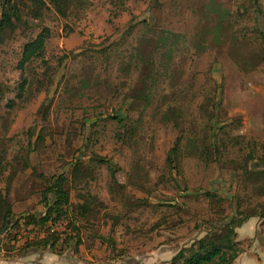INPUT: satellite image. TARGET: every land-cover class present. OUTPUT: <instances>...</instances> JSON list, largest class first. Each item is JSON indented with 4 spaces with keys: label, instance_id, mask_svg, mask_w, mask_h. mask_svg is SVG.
Listing matches in <instances>:
<instances>
[{
    "label": "rangeland",
    "instance_id": "1",
    "mask_svg": "<svg viewBox=\"0 0 264 264\" xmlns=\"http://www.w3.org/2000/svg\"><path fill=\"white\" fill-rule=\"evenodd\" d=\"M210 1L230 12L231 22L203 38ZM258 2V24L249 0H72L65 17L52 6L41 20L25 16L28 25L0 44V198L14 212L3 234L0 226V262L51 253L34 247L23 254L42 233L13 223L45 214V178L59 175L69 177L71 209L89 195L97 199L90 217L71 214L52 228L76 235L73 221L81 242L64 245L63 255L92 264H171L238 209L264 211V195L229 162H241L249 142L264 154V0ZM43 28L51 31L45 60L25 70L30 86L20 100L23 46ZM167 32L180 37L166 71L165 57L157 56L151 103L125 101L141 87L138 52ZM10 100L13 108L6 107ZM114 117L128 119L132 140H121L127 127ZM222 127L233 141L226 163L207 164L191 145ZM179 137V158L170 166ZM96 155L109 163L74 186L75 164L92 166Z\"/></svg>",
    "mask_w": 264,
    "mask_h": 264
},
{
    "label": "trees",
    "instance_id": "2",
    "mask_svg": "<svg viewBox=\"0 0 264 264\" xmlns=\"http://www.w3.org/2000/svg\"><path fill=\"white\" fill-rule=\"evenodd\" d=\"M70 2H72V0H0V44H3L6 39L13 37L21 26L28 25L25 20L26 15L32 16L36 20H41L43 10L52 6L59 15L65 17ZM249 3L255 8L253 14L255 15L256 24H258L257 20L262 13L259 2L258 0H249ZM216 4V2L210 1L204 6L205 10L210 15L208 19L211 20L207 22L209 25L205 23L203 30L199 33L203 38H207L210 34L218 35L225 25L231 22L229 19L231 13H219ZM145 24L150 27V24L146 22ZM132 28L131 26L128 29L127 34H129ZM258 30L257 32L260 31ZM50 37V29L43 28L36 38L29 40L23 46L21 59L18 63V68L22 72V81L19 85V94L17 95L20 100L30 86L28 78L24 76L25 70H27L34 61L41 60L44 62L46 45ZM179 37L180 35L167 32L166 35L160 36L157 40L148 41V44L144 46L147 47L145 52H138L137 62H141L142 68L144 69L139 81L141 87L132 88L130 93L125 96V101H142L146 105L151 103L156 92L154 87L155 80L158 76L155 68L157 56L165 57V60L162 59V61L165 64L163 65L165 68L164 71H166L168 64L171 63L174 53L177 50L176 44L178 43ZM102 51L107 52V49H103ZM3 94L4 89L0 82V100ZM13 106V100L8 101L6 104L7 108H13ZM170 114L173 115V113ZM114 118L117 119L121 126L127 127L121 140L124 143H126L127 140H132L135 130L128 125V119H121L119 117ZM182 140V137H179L174 147L169 152L167 160L170 166H175L177 163ZM195 143L196 142L192 143L191 148L194 150L193 153L196 156L202 158L207 164H222L226 163L224 160L233 141L229 136L227 128L222 127L213 131L210 135H205L201 140H198L197 144ZM237 144L240 143L237 142ZM248 147L250 151L241 159V162L234 160H229V162L240 171L241 178L246 186L251 184L253 191H255L257 195H264V154L256 153L258 145L254 142H249ZM256 160L260 167H262L259 171L250 167V164L256 166V164H254ZM106 163H109V161L98 155L95 156V164L92 166L85 167L83 163L77 162L70 176L72 184H74V186L81 185L87 178L92 176L94 167H99ZM234 174H237L236 170H234ZM45 180H47V184L42 191V203L46 210L45 214L42 216L28 214L25 217L23 216L17 219L13 223L14 228H17L18 225L24 226L25 228L33 227L34 231L42 233L36 240L30 238L27 245H24L23 254L28 252L30 248L36 247L38 249L50 251L56 255H63L66 250H68L64 245L68 246L74 238H78V244L81 242L79 228L73 221H70L68 225L78 234L71 235L64 232L63 237L58 232H52V228L68 220L71 214H78L84 218L90 217L93 213L94 206L97 204V199L89 195L88 198L85 199L86 203L80 205V207L71 209L72 197L71 190L68 186L69 177L66 175H59L51 179L45 178ZM261 182H263L262 185H260ZM88 194L89 193H87V195ZM206 195L209 196L208 193ZM242 203H244L243 198H238V208H240ZM261 205L262 203L258 208H260ZM259 213L260 214H258L257 209H238L236 216L228 217L225 222H222L220 226H216L214 230L206 233L204 237L197 240L191 247L183 248L178 252L171 260V264H234L242 253V243L237 240L236 230L251 218H264V211ZM13 216L14 212L10 202H8L7 198H0L1 231L4 230L9 220H13Z\"/></svg>",
    "mask_w": 264,
    "mask_h": 264
},
{
    "label": "crops",
    "instance_id": "3",
    "mask_svg": "<svg viewBox=\"0 0 264 264\" xmlns=\"http://www.w3.org/2000/svg\"><path fill=\"white\" fill-rule=\"evenodd\" d=\"M237 240L242 243V253L234 264H264V218L254 217L236 230ZM0 264H92L73 256H59L40 252L19 260H5Z\"/></svg>",
    "mask_w": 264,
    "mask_h": 264
},
{
    "label": "water",
    "instance_id": "4",
    "mask_svg": "<svg viewBox=\"0 0 264 264\" xmlns=\"http://www.w3.org/2000/svg\"><path fill=\"white\" fill-rule=\"evenodd\" d=\"M5 231H6V229H4V230L2 231V234H3ZM0 244H1V238H0ZM0 251H1V248H0Z\"/></svg>",
    "mask_w": 264,
    "mask_h": 264
}]
</instances>
